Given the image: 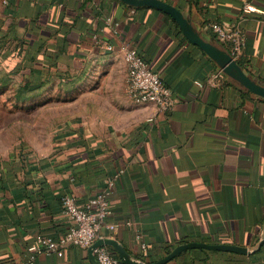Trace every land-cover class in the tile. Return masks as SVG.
Returning <instances> with one entry per match:
<instances>
[{
    "label": "crops",
    "instance_id": "obj_1",
    "mask_svg": "<svg viewBox=\"0 0 264 264\" xmlns=\"http://www.w3.org/2000/svg\"><path fill=\"white\" fill-rule=\"evenodd\" d=\"M164 1L205 39L213 21L241 28L238 62L264 83V0ZM128 48L171 90L170 111L133 102ZM0 61L22 85L73 77L92 93L57 124L48 153L0 154V264L24 261L36 234L58 240L71 224L63 193L82 206L115 176L108 220L118 226L99 235L130 258L151 263L204 242L253 251L191 248L165 264H264V99L232 84L168 15L119 0L0 1ZM34 264L94 263L65 244L62 257Z\"/></svg>",
    "mask_w": 264,
    "mask_h": 264
},
{
    "label": "built area",
    "instance_id": "obj_2",
    "mask_svg": "<svg viewBox=\"0 0 264 264\" xmlns=\"http://www.w3.org/2000/svg\"><path fill=\"white\" fill-rule=\"evenodd\" d=\"M3 4L6 0H0ZM248 9L247 6L244 7ZM209 28L212 35L222 44L230 55L236 60L241 53L245 36L238 26L227 27L219 22H210ZM101 45H104L101 43ZM106 50L112 51L111 45L106 44ZM124 62L127 67V91L135 104H154L159 111H170L175 103L171 90L163 84L159 75L148 68L145 61L135 49L128 48L124 51ZM219 73L213 75L212 80H217ZM117 176L107 180L106 187L95 197L88 199L82 206H78L72 195L63 193L60 197L62 212L71 224L55 240L50 235L39 233L34 241L26 247L25 260L13 264H34L40 254H54L62 257L65 244H72L80 248H89L100 239V230L113 231L117 223L110 222L111 214L110 195ZM129 225V222H126ZM97 264H122L119 257L107 246L101 245L92 250Z\"/></svg>",
    "mask_w": 264,
    "mask_h": 264
},
{
    "label": "rangeland",
    "instance_id": "obj_3",
    "mask_svg": "<svg viewBox=\"0 0 264 264\" xmlns=\"http://www.w3.org/2000/svg\"><path fill=\"white\" fill-rule=\"evenodd\" d=\"M81 88L68 77L27 92L0 61V154L48 153L57 124L91 100V90Z\"/></svg>",
    "mask_w": 264,
    "mask_h": 264
},
{
    "label": "water",
    "instance_id": "obj_4",
    "mask_svg": "<svg viewBox=\"0 0 264 264\" xmlns=\"http://www.w3.org/2000/svg\"><path fill=\"white\" fill-rule=\"evenodd\" d=\"M122 3L132 7H146L158 10L168 15L178 26L184 37L193 45L197 46L203 53H205L228 77V80L237 86L241 91L255 94L264 99V83L258 78L254 77L247 69L242 67L230 55L228 50L214 37L205 39L201 33L196 29L189 16L184 15L177 7L164 0H119ZM264 228L260 234V240L257 248L263 242ZM101 245H110L117 253L122 264H165L172 260L182 251L191 248H200L207 250H218L225 252H233L237 254H250L253 250H248L246 247L233 244H209L204 242H189L180 244L173 248L168 254L159 260L151 263H143L129 257L126 250L121 244L111 239H99L95 241L88 249L91 261L97 264L92 250Z\"/></svg>",
    "mask_w": 264,
    "mask_h": 264
},
{
    "label": "trees",
    "instance_id": "obj_5",
    "mask_svg": "<svg viewBox=\"0 0 264 264\" xmlns=\"http://www.w3.org/2000/svg\"><path fill=\"white\" fill-rule=\"evenodd\" d=\"M141 8H143V7H139V8H137V9H141ZM215 22H218V21H215ZM222 45L225 47L226 45L225 44H223L222 43ZM142 58V57H141ZM237 63L238 64H240L239 62H238V58H237ZM241 65V64H240ZM8 74V73H7ZM10 75V74H9ZM45 82L46 81H44V83L42 84V85H40V83L39 84H36V86H32V87H30V86H28L27 84H24V85H22V84H20V86L23 88V89H25L27 92H33V91H37L40 87H42L44 84H45ZM166 86V85H165Z\"/></svg>",
    "mask_w": 264,
    "mask_h": 264
}]
</instances>
